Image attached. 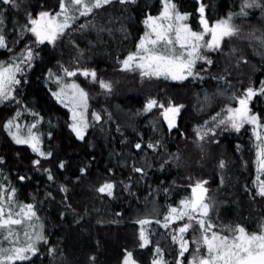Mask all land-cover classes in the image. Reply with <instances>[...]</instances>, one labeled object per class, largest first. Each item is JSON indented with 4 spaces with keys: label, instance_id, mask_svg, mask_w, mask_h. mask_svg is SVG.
I'll return each instance as SVG.
<instances>
[{
    "label": "trees",
    "instance_id": "1",
    "mask_svg": "<svg viewBox=\"0 0 264 264\" xmlns=\"http://www.w3.org/2000/svg\"><path fill=\"white\" fill-rule=\"evenodd\" d=\"M59 2L28 0L33 15L48 7L47 10H51L52 5L56 8L52 11H59ZM202 2L208 7L207 18L215 21L225 18L229 12H239L242 0ZM175 3L181 12L191 14L186 22L194 30H201L198 2L175 0ZM161 11L162 0H137L126 7L118 3L106 6L97 12L94 20L91 15L79 17L59 46L46 45L37 50L40 55L28 71L20 100L45 118L38 128L45 133L46 150L50 149L54 156L50 160L42 159V165L52 169L54 182L48 180L45 172L34 169L31 161L36 154L30 146L15 144L3 127L17 109L23 112L20 123L31 124L35 117L24 111L22 105H0V156L3 157L0 161V169L3 170L0 172V185L14 186L19 202L36 204L48 235V244L41 242V252L32 257V264H91L89 258L93 255L95 264H122L125 249L133 252L139 264H152L157 258V243L163 249L161 255L167 264H175L178 245L171 241L169 233L182 222L166 229L163 219L170 206H178L181 199L191 196V185L196 180L207 181L214 189L211 195L216 198V210L210 217L218 227L242 224L250 232L264 228V198L256 195L255 188L256 141L252 126L240 132L220 130L219 143L209 146L208 158L197 153L188 159L187 154L193 146L191 138L198 125L203 126L223 105L231 103L233 93H242L241 90L250 82L258 86L264 81V54L259 42L239 43L235 49L242 52L248 62L237 64L235 55L229 56L230 49L234 48L232 40L226 41L222 53H209L214 64L203 80L190 77L177 82L163 77H142L145 85L141 83L139 71L123 70L120 61L136 50L139 39L147 30L143 22L146 16H157ZM86 20L105 30L98 33L95 27H89L78 31ZM234 22L242 28L245 37L242 40H249L246 37L254 30H260L256 32L257 36L264 32V12L259 8L250 10L247 18L234 17ZM24 24L26 22L19 10L9 7L4 31L11 51L0 49V61H8L33 40L29 33L20 35ZM72 40L79 49L71 43ZM61 65L94 68L99 78L114 82L113 91L107 95L99 86V89L91 91L80 83L89 92L88 119L92 125L84 141H80L67 126L70 110L51 95L56 84L48 80V70L61 75ZM200 66L198 63L197 67ZM225 68L230 73L227 81L216 79L217 75H224ZM149 98H156L165 105L172 98V102L185 106L179 131L169 132L163 124L158 126V121L156 123L148 112L141 114ZM253 110L264 116V97L254 99ZM97 111L103 117L98 122L93 120V113ZM108 113L112 114V119L108 118ZM117 125L120 131H117ZM49 131L53 133L51 137L46 135ZM156 140L163 142L159 151L134 147L137 142ZM173 155L179 159H171ZM181 158L185 166L181 164ZM221 159L227 162L224 169L219 167ZM60 160L68 162L64 169L58 168ZM134 163L146 169L147 174L143 178L132 170ZM85 166L89 169L86 174L80 171ZM21 175L29 179L21 181ZM105 180L117 182L115 197L96 191ZM60 185L68 186L67 198ZM48 193H51L50 197ZM146 217L152 222L143 227L150 234L152 243L141 248V225L137 221ZM0 243L8 246L5 235H0ZM49 246H56L58 252L50 254ZM193 248L192 242L191 250ZM187 256L184 264H188ZM17 264L29 262L18 261Z\"/></svg>",
    "mask_w": 264,
    "mask_h": 264
},
{
    "label": "snow or ice",
    "instance_id": "2",
    "mask_svg": "<svg viewBox=\"0 0 264 264\" xmlns=\"http://www.w3.org/2000/svg\"><path fill=\"white\" fill-rule=\"evenodd\" d=\"M136 2L137 0H60L59 11L41 10L36 15L28 12V23L21 25L20 35L31 33L34 39L18 54H13L8 61H0V105L7 106L11 103L22 105L24 111L35 117L31 124L22 127L20 117L23 112L17 109L15 115L8 118L3 127L15 144L30 146L31 151L36 154V158L31 161V164L36 171L45 172L49 181L54 182L55 176L51 168H45L42 165V159L50 160L54 153L50 149L46 150L45 133L38 128L45 118L20 100V91L24 87L28 71L40 55L37 48L46 42L55 48L57 42L63 39L67 30L81 16L91 15L94 20L97 12L106 6L118 3L126 7ZM9 7L20 8L21 5L18 0H0V49L11 51L4 31L6 12ZM205 8V4L201 2L198 11L202 28L196 31L186 22L190 13L181 12L175 0H162V11L159 15L148 14L144 19L143 22L147 30L139 39L136 50L129 52L120 61L122 69L139 71L143 78L163 77L175 81H185L191 77L203 80L204 75L209 73L214 64L209 52L222 53L226 47V41L237 37L245 38L241 26L234 22V17L247 18L250 10L256 8L264 12V0H242L239 12H229L225 18L218 19L211 24L204 15ZM89 27H95L98 33L105 30L90 20H86L77 30L83 31ZM257 31L260 30L252 31L246 38L258 41L261 52L264 54V32L257 36ZM71 43L79 49V45L74 40ZM233 55L236 57L237 64L248 62L247 57L238 49H230L229 56ZM76 63L79 64V60ZM198 63L201 65L199 68L197 67ZM61 71L64 73L63 76L54 73L51 69L48 70V80H54L56 84V90L52 91L51 95L70 110L71 116L67 126L80 141H84L87 130L92 126L88 119L89 92L76 79L66 78H74L80 72L91 82L97 83L106 95L113 91L114 82L99 78L94 68H69L61 65ZM223 71L224 75H217L215 78L227 81V75L230 73L227 68ZM241 91V95L233 93L231 96V99L237 102V106L229 104L221 110V113L211 117V124L209 121H205L203 126L198 125L195 135L198 142H203L206 137H209V142L219 143L218 140H215L217 129H234L239 132L246 124L251 125L256 141V195L264 198V179H261V176H264V116L252 108L254 99L258 96L264 97V81H261L258 86L250 82L249 86ZM183 107L184 105L176 104L171 100L165 105L156 98H149L141 110V114L151 112L153 109H161L169 132L173 129L179 131L178 117ZM108 118L112 119L111 113H108ZM102 119L100 112L93 113L94 121L98 122ZM48 124L51 125V120L48 121ZM117 131H120L119 125H117ZM46 135L51 137L53 133L49 131ZM162 143V140L137 142L134 147L138 150L147 147L159 151ZM199 146L203 151V143H199ZM171 159L178 160L179 157L173 155ZM0 161H3L2 156H0ZM67 163L66 160H60L58 168L64 169ZM226 163L221 159L219 167L224 169ZM161 168H163V164ZM88 170L87 166L80 169L85 174ZM132 170L139 173L141 178L147 174L144 167H137L135 163L132 165ZM2 171L0 169V172ZM26 179H29L26 175L19 177L21 181ZM223 182V177H221V183ZM206 184L207 181L196 180L191 185V196L181 199L178 206H170L163 219V227L166 229L172 224L182 222L172 228L169 233L171 241L178 245L175 264H184L185 253L189 251L190 247V241L186 239L189 230H192L191 239L195 243V248L188 264H264V228L260 231L250 232L242 224L218 227L210 217V213L215 208V202L207 195L209 189L205 187ZM116 187L115 180H105L96 191L115 197ZM60 189L67 198L68 186L60 185ZM247 190L252 191V189ZM16 193L17 189L14 186L0 185V235H5V240L8 241L7 247L0 243V264H17L18 261H27L32 264V257L41 252V242L45 245L48 244V235L45 233L44 223L38 214L36 204L19 202ZM47 195L50 197L51 193ZM151 222V219L147 217L137 221L141 225L139 232L141 248L152 243L150 234L143 227ZM201 248L205 249L204 254L201 253ZM48 252L56 254L58 248L49 246ZM162 252L163 249L157 243L155 245L157 258L153 259L152 264H167L161 255ZM89 259L91 264H95L96 257L94 255ZM122 264H139V261L134 258L133 252L125 249Z\"/></svg>",
    "mask_w": 264,
    "mask_h": 264
},
{
    "label": "rangeland",
    "instance_id": "3",
    "mask_svg": "<svg viewBox=\"0 0 264 264\" xmlns=\"http://www.w3.org/2000/svg\"><path fill=\"white\" fill-rule=\"evenodd\" d=\"M18 2L20 3V5H21V7L20 8H16V9H18L19 10V12H20V14H21V16L23 17V19L25 20V22L26 23H28V18H27V13L28 12H31L32 13V9H31V7H30V3H28V0H18ZM32 6H33V4H32ZM206 6V8H205V12H206V14H207V5H205ZM40 8H44V6H42V5H40L39 6ZM47 9H49V7L48 8H46L45 10H47ZM52 9H56L55 8V6L54 5H52L51 6V10ZM44 10V9H43ZM57 11V10H56ZM208 20H209V18H207ZM218 20V19H217ZM216 21V20H215ZM215 21H211V20H209V22H210V24L211 23H214ZM198 24L201 26V28H202V25L200 24V14H199V19H198ZM30 34V37H31V39H34V37L32 36V34L31 33H29ZM238 41V42H237ZM61 42V40H59L58 42H57V46H59V43ZM243 43V42H245V43H248V44H251L250 43V40H242L241 38H239V37H237V38H233L232 39V44H233V47L235 48L239 43ZM237 43V44H236ZM46 45H48V46H51V47H53L52 45H50V44H47V42L44 44V45H40L38 48H37V50L41 47V46H46ZM209 53H211V52H209ZM210 55V54H209ZM59 72H61V69L59 68ZM64 75V73L62 72L61 73V76H63ZM242 77H244V76H242ZM137 78V77H136ZM140 79L142 78V77H139ZM66 79H69V80H71V79H76L77 80V82L78 83H82V84H84L86 87H88L91 91L93 90V89H99V88H97L99 85L97 84V83H93V82H91V80L89 79V78H86V77H84L83 75H82V73H80V72H78L77 73V75H76V77H74V78H66ZM150 79H152V78H150ZM243 80V79H242ZM53 82H55L54 80H52ZM175 81V80H174ZM145 83V81H143L142 79H141V83ZM155 82V81H154ZM177 82H180V81H177ZM143 83V84H144ZM153 84H156V83H153ZM145 85H147L146 83H145ZM100 87V86H99ZM248 87V86H247ZM162 88H163V86H162ZM242 93H238L237 95H241ZM153 95H155V93H153ZM171 101H172V98H171ZM253 103V102H252ZM177 104V103H176ZM229 104H232V106H237V102L236 101H234V100H232L231 101V103H227L226 105H223L220 109H219V111L217 112V113H221V110L222 109H225L226 107H227V105H229ZM183 112H185V106L181 109V112H180V115H179V117H178V125H180V122H181V118H182V115H183ZM150 115H151V117H153V120H156L155 122L157 123V121H158V126H160V124H163V126L164 127H166L167 128V121L166 120H164V118H163V116H162V110L161 109H153L151 112H148ZM216 113V114H217ZM215 114V115H216ZM215 115H213V116H215ZM20 118H22V116L20 117ZM209 123L211 124V119H209ZM21 125H22V127L24 126V125H27L26 123H21ZM251 125H245L244 126V128H246V127H250ZM244 128H242L240 131H242ZM168 129V128H167ZM173 130H175V129H173ZM172 130V131H173ZM220 130L221 129H217V135H216V137H215V140H219V136H218V132H220ZM229 131H231V132H236L234 129H228V130H221V132H229ZM239 131V132H240ZM209 140H210V138L209 137H206L205 138V140L203 141V142H198V138L196 137V135L194 134V136H193V139L191 138V143H192V148H191V150H190V152L189 153H187V154H189V156H188V159L189 158H191L193 155H197V153H200V155L204 158H208V152H209V146H211L212 144H216V142L215 141H212V142H209ZM190 141V140H189ZM199 143H203V145H204V149H203V151L201 150V148H200V146H199ZM180 160H183L182 158L180 159ZM182 163L181 164H183V166H185L186 165V163H184V160L183 161H181ZM201 164H203V163H201ZM204 165V164H203ZM189 166V165H188ZM200 166H202V165H200ZM205 187H207L208 189H209V191H208V193H207V195L209 196V197H211L212 198V200L215 202V200H216V198L215 197H213L212 195H211V193H212V191L214 190V189H212L210 186H209V183L207 182V184L205 185ZM192 194V193H191ZM214 210H216V207L213 209V212H214ZM212 212V213H213ZM210 216H211V213H210ZM233 225H235V224H233ZM192 235H193V233H192V230H189V232L186 234V239H189V241H190V247H189V251L188 252H186L185 253V255L187 254L188 256V259L189 260H191V254L193 253V251H194V248H195V243H194V241H192ZM194 243V248H193V250H191V243ZM193 245V244H192ZM204 252H205V249L204 248H201V253L202 254H204ZM188 260V261H189Z\"/></svg>",
    "mask_w": 264,
    "mask_h": 264
},
{
    "label": "water",
    "instance_id": "4",
    "mask_svg": "<svg viewBox=\"0 0 264 264\" xmlns=\"http://www.w3.org/2000/svg\"><path fill=\"white\" fill-rule=\"evenodd\" d=\"M195 1H197V2H200V0H195ZM199 10V9H198ZM198 13H199V11H198ZM200 14V13H199ZM205 16H206V18H207V14H206V12H205V14H204Z\"/></svg>",
    "mask_w": 264,
    "mask_h": 264
},
{
    "label": "flooded vegetation",
    "instance_id": "5",
    "mask_svg": "<svg viewBox=\"0 0 264 264\" xmlns=\"http://www.w3.org/2000/svg\"><path fill=\"white\" fill-rule=\"evenodd\" d=\"M202 0H200V3H201ZM200 3L198 2V5L200 6ZM254 101V100H253ZM252 108H253V103H252Z\"/></svg>",
    "mask_w": 264,
    "mask_h": 264
}]
</instances>
